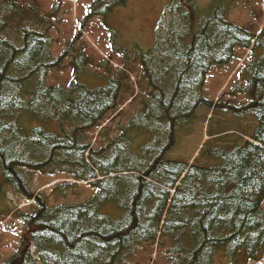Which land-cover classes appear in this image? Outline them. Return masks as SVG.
I'll return each mask as SVG.
<instances>
[{
    "label": "trees",
    "instance_id": "trees-1",
    "mask_svg": "<svg viewBox=\"0 0 264 264\" xmlns=\"http://www.w3.org/2000/svg\"><path fill=\"white\" fill-rule=\"evenodd\" d=\"M130 1L100 0L83 24L91 15L108 20ZM32 2L0 0V199L12 189L36 205L33 213L15 211L21 246L3 264H131L140 248L156 244L169 245L170 264L263 260L264 31L228 20L235 0L208 7L170 0L153 45L116 48L139 63L147 98L127 125H116L118 135L103 128V145L94 149L89 133L117 111L129 76L108 61L98 64L103 74L92 72L93 59L75 48L77 39L53 57L52 28ZM237 48L251 49L244 84L235 90L250 103L206 98L211 69L228 65ZM73 53L75 82L48 86L50 73ZM202 107L254 117L257 127L232 144L226 128H210L216 138L201 157L212 165L169 160L178 130ZM36 173H65L99 192L85 203L50 208L44 194L32 191Z\"/></svg>",
    "mask_w": 264,
    "mask_h": 264
},
{
    "label": "rangeland",
    "instance_id": "rangeland-1",
    "mask_svg": "<svg viewBox=\"0 0 264 264\" xmlns=\"http://www.w3.org/2000/svg\"><path fill=\"white\" fill-rule=\"evenodd\" d=\"M100 0H33V4L40 9L45 22L51 26L50 35L54 39L51 49L52 56L61 57L67 47L76 39V49L84 47L85 53L93 59L91 71H99L98 64L108 61L114 70H123L129 76L127 88L121 94L119 108L103 121L99 128L89 133L91 147L98 149L103 145L101 131L105 127L113 129L112 137L119 134L117 124L127 125L128 120L140 111L147 92L142 90L139 82L143 81V73L138 62L127 61L123 49H132L135 46L148 48L154 43L155 29L161 13H164L170 0H131L129 6L116 9L109 14L107 20L103 15H91L94 5ZM212 0H199L202 7H208ZM228 20L242 28H255L257 34L264 31V0H235L228 12ZM108 21L109 26L106 24ZM80 38L78 39V36ZM75 53L63 62L61 67L50 73L48 86H59L68 89L75 82L71 61ZM250 57V50L237 48L234 58L226 66L213 67L205 83L206 98L215 102L230 103L242 106L250 103L245 94L236 93V88L244 84L241 73L245 69ZM125 86V85H124ZM226 128L225 141L232 144L249 139L257 127L254 117L237 119L231 113H217L202 107L187 129L177 132L175 147L168 155L171 161H182L189 165H212L214 160H205L201 157L203 150L214 141L210 137V128ZM241 142V143H242ZM71 187L65 194L60 187ZM32 191L44 194L48 207H59L66 204L85 203L96 194L98 190L89 183L77 181L65 173L52 175L34 174L31 183ZM6 198L0 199V264H3L17 253L21 246V221L15 216V211L33 213L36 206L28 204L26 207L20 195L10 189L5 193ZM7 204V205H5ZM9 206L10 209H7ZM23 207L22 209H19ZM264 208V206H263ZM12 209V210H11ZM170 247L160 245L140 248L138 255L131 264H170ZM249 264H264L261 261H251Z\"/></svg>",
    "mask_w": 264,
    "mask_h": 264
}]
</instances>
